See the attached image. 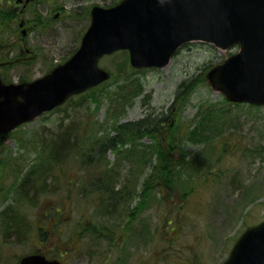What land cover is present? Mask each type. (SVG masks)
<instances>
[{"label":"rangeland","instance_id":"374dc122","mask_svg":"<svg viewBox=\"0 0 264 264\" xmlns=\"http://www.w3.org/2000/svg\"><path fill=\"white\" fill-rule=\"evenodd\" d=\"M117 1L31 0L20 12L24 0H0V82L31 80L61 63L91 6ZM236 49L190 41L165 66L126 74V54L115 52L99 62L111 74L106 82L11 131L0 144V264L39 251L64 264H222L243 229L264 219V106L224 107L203 124L198 113L223 104L206 73ZM163 116L153 136L125 135L101 161L70 150L32 197L18 196L39 143L59 128L88 134L86 147L119 123ZM9 206L16 229L7 226Z\"/></svg>","mask_w":264,"mask_h":264},{"label":"water","instance_id":"95a60500","mask_svg":"<svg viewBox=\"0 0 264 264\" xmlns=\"http://www.w3.org/2000/svg\"><path fill=\"white\" fill-rule=\"evenodd\" d=\"M90 13L80 45L64 62L29 82H0V141L17 124L107 79L98 59L120 48L134 67H162L190 40L222 49L236 43L206 78L230 101L264 104V0H121ZM18 264L61 263L32 253ZM222 264H264V220L240 234Z\"/></svg>","mask_w":264,"mask_h":264},{"label":"trees","instance_id":"16d2710c","mask_svg":"<svg viewBox=\"0 0 264 264\" xmlns=\"http://www.w3.org/2000/svg\"><path fill=\"white\" fill-rule=\"evenodd\" d=\"M122 71H125V74H126L129 72H133L135 70L132 67H130L126 59L125 68H123ZM189 83H192V82H189ZM176 93L178 95L180 94L179 89L176 91ZM81 95L82 94H80L79 96L81 97ZM223 101L224 102L221 105V107H219L218 105L217 106L216 105L206 106L203 109V111L201 108L203 106L199 107L198 113L200 114L201 112H204V114L201 113L203 117L201 120V124H203L206 121L209 122V118L213 120L215 118L220 119L221 113H222V110L220 109L224 107L247 105V107H250V108H259L258 106H253V105H248V104L231 103L226 100H223ZM162 122H166L165 116H163L162 118L161 117L157 118L156 120H149L148 117H143L134 122L127 121V122L119 123L120 125L117 126V130L115 131L113 135L105 137L100 142H96V143L92 142L86 147L84 144L86 143L84 136H87L88 134H86L83 131H80L78 134H74V128L68 125L65 127L59 128L57 131L54 132L53 135H51V137H49V142L47 144L39 143L40 144L39 146L40 149L38 151L39 159L35 163H33L29 168L23 171L20 177V180H18L17 184L15 185V189H18L19 191L18 196L22 198L32 197V194H30L31 192L30 189L33 188L35 192L37 190V188L34 187L36 182L38 183L42 182V184L45 183L47 177L49 176V173H48L47 177L45 178L44 176L45 172L48 169H50V171L52 170L51 165L57 166L60 162L66 160V158L70 155L69 154L70 150H72L73 154L75 155L78 154L82 156L83 154L86 155L87 153L90 154L89 155L90 157H92V155H95L96 156L95 160L101 161L102 155L106 153L108 149H113V150L118 151L119 148L122 146V144H125V142H123L122 140L123 136L125 135L141 136L142 133H144L145 135L153 136L154 132L157 133V129L159 130L160 124ZM216 132L219 137L221 135V130L217 129ZM124 153L127 154L125 155V157L130 156V153H128L127 150L124 151ZM42 173L43 175H41ZM109 184L110 182L104 185L105 187L104 193L106 195L104 194L103 198L104 197L108 198V196H110L113 192L111 191V185ZM121 195H124V193L122 192ZM109 204L114 206V203L112 202H110ZM8 210H10V212L5 216H7L8 218L7 220L10 223L7 226L11 228V227H14L20 221V219L17 217H14L13 210L10 208V206L8 207ZM57 212L58 210L56 209H55V212L54 211L52 212V210L51 211L48 210L47 214L49 213V215L47 216V218L50 219V217L53 216ZM14 229H16V227H14Z\"/></svg>","mask_w":264,"mask_h":264},{"label":"flooded vegetation","instance_id":"af4514ba","mask_svg":"<svg viewBox=\"0 0 264 264\" xmlns=\"http://www.w3.org/2000/svg\"><path fill=\"white\" fill-rule=\"evenodd\" d=\"M21 0H17V2H20ZM31 2V0H24V2H23V4H22V7H21V10H20V12L21 11H27L28 10V7H29V3ZM24 23H25V21H24ZM19 25L20 26H22L23 25V21H21L20 23H19ZM24 31V30H23ZM5 82H7V81H5ZM43 253H45V252H43ZM45 255H46V253H45Z\"/></svg>","mask_w":264,"mask_h":264}]
</instances>
